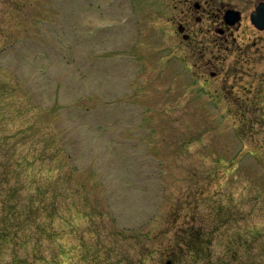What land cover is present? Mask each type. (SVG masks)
I'll return each instance as SVG.
<instances>
[{"label":"rangeland","instance_id":"rangeland-1","mask_svg":"<svg viewBox=\"0 0 264 264\" xmlns=\"http://www.w3.org/2000/svg\"><path fill=\"white\" fill-rule=\"evenodd\" d=\"M168 15L0 0V264H264V57L206 84Z\"/></svg>","mask_w":264,"mask_h":264},{"label":"flooded vegetation","instance_id":"flooded-vegetation-1","mask_svg":"<svg viewBox=\"0 0 264 264\" xmlns=\"http://www.w3.org/2000/svg\"><path fill=\"white\" fill-rule=\"evenodd\" d=\"M162 1L169 10L165 21L197 58L193 76L206 84L226 81L224 70L232 77L241 59L264 57V0Z\"/></svg>","mask_w":264,"mask_h":264},{"label":"trees","instance_id":"trees-1","mask_svg":"<svg viewBox=\"0 0 264 264\" xmlns=\"http://www.w3.org/2000/svg\"><path fill=\"white\" fill-rule=\"evenodd\" d=\"M42 197H43V195L39 197L40 202L43 199ZM31 209H32V213H34V214L36 213V211H38V213L42 211L38 207H34L32 205V206H30L29 210H27V213H29L31 211ZM17 215L18 214H16V216ZM19 217L22 218L23 215H19ZM22 225H23V223H22L21 219H19V218H17V220L14 222V224H12V226H18V227H20ZM188 243L189 244L187 245V247H188V252H189L190 260L192 258V260L194 261L192 263H195L198 260V258L199 259L202 258L201 251H199L200 246H198L199 244H196L195 242L193 243V242L190 241ZM172 262L174 263L175 261H172Z\"/></svg>","mask_w":264,"mask_h":264},{"label":"water","instance_id":"water-1","mask_svg":"<svg viewBox=\"0 0 264 264\" xmlns=\"http://www.w3.org/2000/svg\"><path fill=\"white\" fill-rule=\"evenodd\" d=\"M260 13H261V11H258L257 13H255V15H256V14L259 15ZM255 18H256V17L253 16V19H254V20H255ZM168 264H170V263H168Z\"/></svg>","mask_w":264,"mask_h":264}]
</instances>
